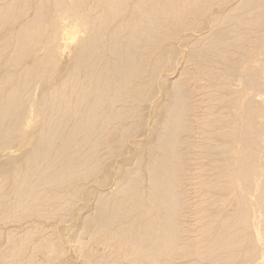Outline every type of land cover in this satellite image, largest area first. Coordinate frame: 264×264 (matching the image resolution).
Instances as JSON below:
<instances>
[{"label": "bare ground", "instance_id": "1", "mask_svg": "<svg viewBox=\"0 0 264 264\" xmlns=\"http://www.w3.org/2000/svg\"><path fill=\"white\" fill-rule=\"evenodd\" d=\"M0 264H264V0H0Z\"/></svg>", "mask_w": 264, "mask_h": 264}]
</instances>
